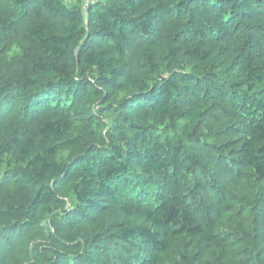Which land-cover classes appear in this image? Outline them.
I'll list each match as a JSON object with an SVG mask.
<instances>
[{
	"label": "trees",
	"instance_id": "trees-1",
	"mask_svg": "<svg viewBox=\"0 0 264 264\" xmlns=\"http://www.w3.org/2000/svg\"><path fill=\"white\" fill-rule=\"evenodd\" d=\"M0 264H264V0H0Z\"/></svg>",
	"mask_w": 264,
	"mask_h": 264
},
{
	"label": "clouds",
	"instance_id": "clouds-1",
	"mask_svg": "<svg viewBox=\"0 0 264 264\" xmlns=\"http://www.w3.org/2000/svg\"><path fill=\"white\" fill-rule=\"evenodd\" d=\"M151 5L149 4H145V7H150ZM140 12L143 11V9H140L139 10ZM139 13H133V15H138ZM192 46H195V45H192ZM134 67H133V73L134 75H139V78L142 79L146 84H147V87H145L143 90L146 92L148 91V89L154 84V83H157L161 78H167V76L169 75V71L165 70V67L164 65H161L160 68L153 72L151 75L147 74L146 72H144L143 74H141V69H139L138 67V64H135L134 62ZM119 67V65H118ZM135 92V89H133L131 92H128V93H117L118 96L121 97V99L123 98H126L127 96H130L132 94H134ZM119 102V101H118ZM179 135V133H178ZM177 240H182L183 237H178L176 238ZM194 240L195 239H198L197 237H194L193 238ZM195 250V247L193 246L192 249L189 250V255L191 254L192 251ZM178 259V258H177Z\"/></svg>",
	"mask_w": 264,
	"mask_h": 264
},
{
	"label": "built area",
	"instance_id": "built-area-1",
	"mask_svg": "<svg viewBox=\"0 0 264 264\" xmlns=\"http://www.w3.org/2000/svg\"><path fill=\"white\" fill-rule=\"evenodd\" d=\"M69 1H78L81 5L82 12L86 14L90 5L93 4L96 0H69Z\"/></svg>",
	"mask_w": 264,
	"mask_h": 264
}]
</instances>
